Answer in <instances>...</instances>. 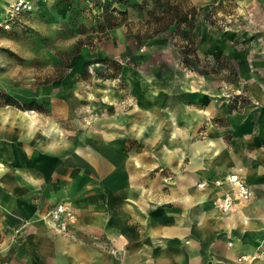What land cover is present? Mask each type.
Segmentation results:
<instances>
[{"label":"rangeland","instance_id":"obj_1","mask_svg":"<svg viewBox=\"0 0 264 264\" xmlns=\"http://www.w3.org/2000/svg\"><path fill=\"white\" fill-rule=\"evenodd\" d=\"M148 1L50 0L17 15L7 27L0 22V107L34 110L42 116L38 127L49 128V137L58 143L76 138L68 152L61 150L62 157L45 155L20 141L22 171H30L35 181L23 187L32 192L28 198L19 204L9 198L8 211L0 208L2 264H47V251L32 249L26 253L30 258L24 257L27 240L35 247L62 239L94 253L96 247L109 251L104 232H96V114L123 115L132 101L143 98L165 103L185 97L189 106L220 100L227 102L230 112L252 103L247 84L255 75L264 78V0H170L196 8L193 26L180 29L186 40L174 26L155 34L148 29L146 11L153 10ZM190 42L198 58L194 70L182 65L179 54ZM222 56L238 80L231 81L232 75L224 70L202 72L206 62L220 65L214 59ZM109 95L113 102L107 104ZM147 114L150 127L143 140L150 147L171 142L154 129L155 114ZM122 133V144L127 142L122 149L134 157L142 145L124 128ZM73 147L86 153V159L72 161ZM118 153L114 160L122 165ZM115 172L113 183L123 178ZM105 184L107 193L110 182ZM58 203L70 211V234L65 237L51 232L46 222L41 232L24 211L29 208L45 218Z\"/></svg>","mask_w":264,"mask_h":264},{"label":"crops","instance_id":"obj_2","mask_svg":"<svg viewBox=\"0 0 264 264\" xmlns=\"http://www.w3.org/2000/svg\"><path fill=\"white\" fill-rule=\"evenodd\" d=\"M10 2L0 0V22ZM250 81L247 87L253 101L237 112H230L226 101L189 106L185 97L177 96L165 103L148 98L132 101L123 115L119 111L96 114V232H104L109 251L96 247L94 253L62 239L35 247L27 240L24 257L30 258L26 253L36 249L51 253L47 264H264V258L237 260L241 254H256L264 240V78L255 75ZM148 111L156 116L154 129L171 142L150 147L143 140L150 127L144 116ZM41 120L31 109L0 107L2 211L9 198L19 204L32 193L23 189L35 177L22 171L21 140L45 155L61 157L76 142L74 137L59 143L50 138L49 128L38 127ZM122 128L142 145L134 157L122 149L127 144L121 142L125 137ZM118 152L122 165L114 160ZM85 154L73 147L72 161H83ZM114 172L123 178L113 183ZM232 174L253 195L224 214L212 202L230 191L225 177ZM106 181L110 182L107 193L103 191ZM200 182L203 187H198ZM24 211L43 232L44 216L29 208ZM3 261L0 258V264Z\"/></svg>","mask_w":264,"mask_h":264},{"label":"built area","instance_id":"obj_3","mask_svg":"<svg viewBox=\"0 0 264 264\" xmlns=\"http://www.w3.org/2000/svg\"><path fill=\"white\" fill-rule=\"evenodd\" d=\"M74 1V0H72ZM85 3H93L96 0H82ZM103 4L109 3L116 0H99ZM46 0H11L7 6L5 16L2 20L4 26H8V22L12 21L17 15L23 13H29L40 7ZM227 183L231 186L230 191L216 197L213 200V205L219 211L227 214L235 209L238 203L249 200L253 193L250 188L242 182L235 174L227 175L225 177ZM204 182H200L198 187H203ZM70 211L66 204L58 203L51 208L45 215V222L48 228L57 235H68L70 234L69 224ZM231 242H228V245ZM258 251L254 255L241 254L237 257L238 261H250L254 258H264V240L258 245Z\"/></svg>","mask_w":264,"mask_h":264},{"label":"trees","instance_id":"obj_4","mask_svg":"<svg viewBox=\"0 0 264 264\" xmlns=\"http://www.w3.org/2000/svg\"><path fill=\"white\" fill-rule=\"evenodd\" d=\"M148 3H152V11L147 10L146 14L149 18L148 29H151L153 34L162 32L169 26H174V29L178 32L176 34L183 37L180 29L182 26L188 27L189 29L193 26L195 21V7L187 8L182 7L178 2L173 3L170 0H149ZM147 4V2H146ZM146 8L145 6L143 7ZM174 30V31H175ZM141 37L138 35L136 40L139 42ZM183 39H187L183 37ZM179 54L181 56V63L184 67L194 70L196 69V64L198 63L197 54L192 48V44H183L180 48ZM215 62L220 63V65L209 64L206 62L202 68L203 73H215L225 70L232 75L231 81H236L238 79L237 73L230 66L227 58L225 56L215 58ZM224 61V62H223ZM223 62V63H222ZM222 65V66H221Z\"/></svg>","mask_w":264,"mask_h":264},{"label":"bare ground","instance_id":"obj_5","mask_svg":"<svg viewBox=\"0 0 264 264\" xmlns=\"http://www.w3.org/2000/svg\"><path fill=\"white\" fill-rule=\"evenodd\" d=\"M2 2V1H1ZM23 112V111H22ZM28 112V111H27ZM30 115V114H29ZM31 116V118H32V115H30ZM27 118V117H26ZM22 120H24V119H22ZM43 132V131H42ZM146 137V136H145ZM41 138V137H40ZM170 153V152H169ZM173 165V164H172ZM174 166V165H173Z\"/></svg>","mask_w":264,"mask_h":264}]
</instances>
